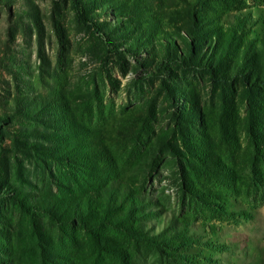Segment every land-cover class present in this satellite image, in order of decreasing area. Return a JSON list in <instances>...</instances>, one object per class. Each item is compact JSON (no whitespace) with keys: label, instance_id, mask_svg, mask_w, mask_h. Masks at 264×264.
Returning a JSON list of instances; mask_svg holds the SVG:
<instances>
[{"label":"rangeland","instance_id":"rangeland-1","mask_svg":"<svg viewBox=\"0 0 264 264\" xmlns=\"http://www.w3.org/2000/svg\"><path fill=\"white\" fill-rule=\"evenodd\" d=\"M78 1L0 0V264H264V0Z\"/></svg>","mask_w":264,"mask_h":264},{"label":"trees","instance_id":"trees-1","mask_svg":"<svg viewBox=\"0 0 264 264\" xmlns=\"http://www.w3.org/2000/svg\"><path fill=\"white\" fill-rule=\"evenodd\" d=\"M73 3L76 9L79 22L88 29H90L91 31H93L95 34L101 35L103 32H100L101 30L99 29V27L85 15L84 11L81 10L82 3L79 2L78 0H73ZM163 60H164L163 62L167 61V59H163ZM139 238L144 239V237H139Z\"/></svg>","mask_w":264,"mask_h":264}]
</instances>
